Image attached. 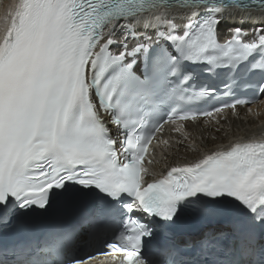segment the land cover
<instances>
[{
  "label": "snow or ice",
  "instance_id": "6c2138e0",
  "mask_svg": "<svg viewBox=\"0 0 264 264\" xmlns=\"http://www.w3.org/2000/svg\"><path fill=\"white\" fill-rule=\"evenodd\" d=\"M243 90L264 96V0H14L0 16V264H264V139L145 179L166 123L198 153L184 122L219 132L218 113L257 102ZM58 201L75 222L8 242ZM185 217L223 226L181 240Z\"/></svg>",
  "mask_w": 264,
  "mask_h": 264
},
{
  "label": "bare ground",
  "instance_id": "6f19581e",
  "mask_svg": "<svg viewBox=\"0 0 264 264\" xmlns=\"http://www.w3.org/2000/svg\"><path fill=\"white\" fill-rule=\"evenodd\" d=\"M173 13L179 14L181 12L175 11ZM184 19L182 16L177 15L175 22L181 26ZM180 32H183L182 26L180 27ZM215 127L216 125L213 124L212 127L210 125L208 127L201 125L191 126V131H194L195 128L197 129V132L191 135L190 142L198 148V153L188 151L186 145H180V149L177 150L179 146L175 145L172 151L169 150V152L162 156L163 162L165 164H175L179 161L189 162L190 160L199 158L203 152L209 153L223 150L221 146L231 143L232 140L238 141L241 137L251 138L264 136V103L261 102L258 104L256 110L254 109L253 115L242 110L240 116H228L226 122L223 119L219 124V132L214 130ZM212 136H215L216 139L210 142ZM201 145H205V147ZM155 170L159 171L161 168L155 167Z\"/></svg>",
  "mask_w": 264,
  "mask_h": 264
}]
</instances>
